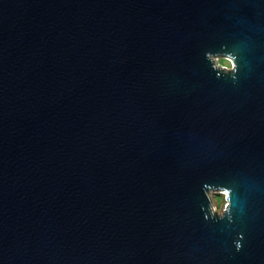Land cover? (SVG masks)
<instances>
[{
	"label": "water",
	"instance_id": "95a60500",
	"mask_svg": "<svg viewBox=\"0 0 264 264\" xmlns=\"http://www.w3.org/2000/svg\"><path fill=\"white\" fill-rule=\"evenodd\" d=\"M248 0H0L3 264H264V17L253 69L202 49ZM259 182L241 252L201 180Z\"/></svg>",
	"mask_w": 264,
	"mask_h": 264
},
{
	"label": "clouds",
	"instance_id": "9594fccd",
	"mask_svg": "<svg viewBox=\"0 0 264 264\" xmlns=\"http://www.w3.org/2000/svg\"><path fill=\"white\" fill-rule=\"evenodd\" d=\"M251 18L230 14L227 18L236 30V37L207 45L202 60L213 79L238 86L241 78L253 69L252 53L257 39V25L264 17V0H248ZM197 201L204 224L219 225L230 236L231 251L241 252L246 240L243 225L252 215V198L260 190L259 182L244 170L223 177L201 180ZM0 264L3 261L0 260Z\"/></svg>",
	"mask_w": 264,
	"mask_h": 264
}]
</instances>
